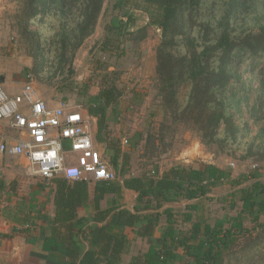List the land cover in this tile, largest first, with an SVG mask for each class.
<instances>
[{
    "label": "trees",
    "instance_id": "16d2710c",
    "mask_svg": "<svg viewBox=\"0 0 264 264\" xmlns=\"http://www.w3.org/2000/svg\"><path fill=\"white\" fill-rule=\"evenodd\" d=\"M259 1H119L120 6H133L146 12L150 25L161 30L156 74L164 113L170 111L175 120L191 126L207 144L220 142L216 134L221 125L226 124L228 134L236 133L228 112V89L230 86L231 90L236 89L242 80L240 71L244 55L264 53V25L258 31H247L245 27L240 32L236 25H239L238 19ZM74 2H80L82 8L90 12L68 31L69 35L64 31L63 44L73 42L78 47L81 40L89 35L88 28L94 26L102 0H25L23 32H28V25L38 15L43 21L46 16L56 14L57 3L69 5L72 9ZM69 7L68 12H71ZM59 10L56 15L64 14L63 9ZM126 16L127 24H132V15ZM31 33L29 30L26 35L30 37ZM34 71L37 72L36 69ZM182 86L188 87L189 91L186 104L179 112L178 89ZM119 95L114 86L101 89L87 107V113L97 118L95 140L98 143L105 140L102 128L106 125V110ZM106 144L115 148L117 156L120 154V149L111 140ZM117 156L111 159L114 166ZM123 158L127 162V156ZM154 172L127 177L123 179L122 186L108 181L93 183L91 199L88 183L55 179V213L53 220L42 229L44 238L65 245L66 237L70 240L78 236L91 223L88 233L84 231L82 235L89 240V248L83 252L68 248L72 259L69 264H121V255L128 245L124 233L126 228L132 229L148 244L147 250L133 257L128 264H264V223L260 220L264 216V183L256 181L241 188L237 193L229 194V200L226 196L218 197L217 201H227L228 210L234 211L233 215H226L219 222L214 223L200 214V202L208 197L212 187L224 181L230 186H239L258 175H242L231 180L229 171L214 165H176L161 175H157L156 170ZM122 187L137 193L133 210L118 206L101 208L100 202L104 197L110 193L119 195ZM181 199L196 202L185 205L178 216L171 208L160 212L164 204ZM88 200L92 212L80 217L77 210L85 207ZM161 216L165 228L159 237H155ZM246 222L252 223V227H247ZM61 228H64V233ZM254 231L259 232L253 235Z\"/></svg>",
    "mask_w": 264,
    "mask_h": 264
},
{
    "label": "rangeland",
    "instance_id": "374dc122",
    "mask_svg": "<svg viewBox=\"0 0 264 264\" xmlns=\"http://www.w3.org/2000/svg\"><path fill=\"white\" fill-rule=\"evenodd\" d=\"M7 1L14 3L0 11V41L7 44L5 55L15 48L18 55L30 59L29 73L42 97L63 102L68 109L87 112L101 89L114 86L120 93L106 110L111 119L103 135L120 149L117 171L121 176L145 172L151 175L160 167L176 165H214L229 171L231 180L258 175L239 186L224 181L211 188L208 197L200 202V214L214 223L234 214L228 210V202L220 203L218 197L229 200V194L241 188L256 181L264 183V53L244 55L242 80L236 89H228V112L236 133L228 134L226 124L221 125L216 134L220 142L207 144L191 126L175 120L170 111L164 113L156 74L161 30L150 25L146 12L120 6V0H102L94 26L88 28L89 35L75 47L73 42L63 44L64 31L69 35L68 31L90 14L80 2L72 3V9L57 3L56 14L59 8L64 14H52L43 21L38 15L28 25L26 34L32 32L28 37L22 21L25 0ZM127 14L132 15V24H127ZM238 24L239 32L245 27L247 31H258L264 25V0L248 9ZM188 91V87L178 89L179 112L186 104ZM104 154L111 159L110 152ZM123 156H127V162ZM260 220L264 223V216ZM245 225L251 228L253 224Z\"/></svg>",
    "mask_w": 264,
    "mask_h": 264
},
{
    "label": "crops",
    "instance_id": "0c3cea01",
    "mask_svg": "<svg viewBox=\"0 0 264 264\" xmlns=\"http://www.w3.org/2000/svg\"><path fill=\"white\" fill-rule=\"evenodd\" d=\"M11 2L0 0V11L10 8ZM3 43L0 41V83L8 95H15L19 93L26 81V75L30 70V59L18 55L15 48L9 49L11 54L6 56L7 44L6 42ZM41 98L50 108L58 106V102H54L50 98L42 96ZM81 112L86 118V129L93 136L95 146L101 155L105 159L104 152H110L112 154L111 159L117 156L115 148L106 144L109 141L106 136H104V142L98 143L95 140L98 133L97 118L90 116L86 111ZM110 119L111 117L106 113V125L102 128V134ZM0 136L12 139L16 134L7 127V122L1 121ZM67 145L68 143H65L66 147ZM118 156L115 166L111 159L107 158L106 160L118 176V179L112 183L122 186L123 179L130 177V175L121 176V173L117 171ZM26 167L27 163L23 157L0 155V264H69L72 259L68 255V248L80 252L89 248V240L83 238L82 235L84 231L86 234L88 233V227L91 223L85 226L78 236L70 240L66 237L65 245L61 242L45 239L42 229L53 220L55 213V184L54 181L47 183L37 177L27 175ZM170 167H160V171L156 169L157 175H161ZM152 174L155 172L152 171ZM138 175L140 174L133 173L131 176ZM92 190L93 183H88L90 199L92 198ZM136 197V192L122 187L119 195L107 194L100 205L103 209L118 206L121 209L133 210ZM89 200L85 207L78 208L77 213L80 217H86L92 212ZM195 202L196 200L181 199L177 202L164 204L160 212L163 209L171 208L174 215L178 216L184 210L185 205ZM180 209L182 210L179 211ZM164 228V218L161 216L155 237H159ZM64 231V228H61V232L64 233ZM124 233L128 239V245L121 255L120 263L128 264L133 257L143 254L147 250L148 244L146 240L138 238L130 228H126Z\"/></svg>",
    "mask_w": 264,
    "mask_h": 264
},
{
    "label": "built area",
    "instance_id": "2783aa9c",
    "mask_svg": "<svg viewBox=\"0 0 264 264\" xmlns=\"http://www.w3.org/2000/svg\"><path fill=\"white\" fill-rule=\"evenodd\" d=\"M1 121L7 122L16 136H0V155L23 157L27 175L47 183L58 178L86 183L118 179L96 148L82 112L68 109L63 102L48 107L31 73L15 95H8L0 83Z\"/></svg>",
    "mask_w": 264,
    "mask_h": 264
}]
</instances>
